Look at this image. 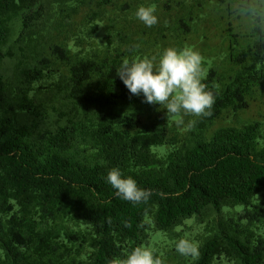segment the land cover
I'll use <instances>...</instances> for the list:
<instances>
[{
  "label": "trees",
  "instance_id": "1",
  "mask_svg": "<svg viewBox=\"0 0 264 264\" xmlns=\"http://www.w3.org/2000/svg\"><path fill=\"white\" fill-rule=\"evenodd\" d=\"M153 4L147 27L135 13ZM169 47L203 56L216 97L190 130L117 75ZM114 167L147 204L116 196ZM140 245L164 264H264V34L226 0H0V264H109Z\"/></svg>",
  "mask_w": 264,
  "mask_h": 264
},
{
  "label": "clouds",
  "instance_id": "2",
  "mask_svg": "<svg viewBox=\"0 0 264 264\" xmlns=\"http://www.w3.org/2000/svg\"><path fill=\"white\" fill-rule=\"evenodd\" d=\"M226 6L236 23L248 32L264 34V0H226ZM156 5L139 6L135 16L145 26L158 23ZM203 56L191 47L166 48L159 60L156 56H137L131 61L125 58L117 75L132 95L143 94L144 102L159 104L166 110L167 119L190 130L196 121L185 116L202 117L211 115L215 95L203 81L207 69L203 66ZM107 182L115 190L118 198L132 204H147L153 195L151 190L140 188L131 176L124 177L118 167L107 174ZM181 256L197 257L198 245L181 238L175 244ZM109 264H164L162 255L155 247L140 245L128 252L125 258H114Z\"/></svg>",
  "mask_w": 264,
  "mask_h": 264
},
{
  "label": "rangeland",
  "instance_id": "3",
  "mask_svg": "<svg viewBox=\"0 0 264 264\" xmlns=\"http://www.w3.org/2000/svg\"><path fill=\"white\" fill-rule=\"evenodd\" d=\"M156 248V246H154Z\"/></svg>",
  "mask_w": 264,
  "mask_h": 264
}]
</instances>
